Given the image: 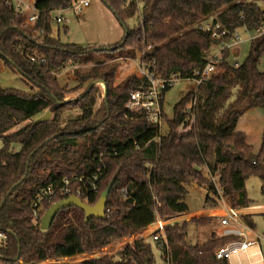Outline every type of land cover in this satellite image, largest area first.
I'll list each match as a JSON object with an SVG mask.
<instances>
[{"label": "trees", "instance_id": "16d2710c", "mask_svg": "<svg viewBox=\"0 0 264 264\" xmlns=\"http://www.w3.org/2000/svg\"><path fill=\"white\" fill-rule=\"evenodd\" d=\"M7 1L0 0V61L39 91L0 87V231L8 237L0 241V264H39L93 254L138 234L158 216L170 219L189 214L188 184L208 186L204 210L219 207L223 199L234 208L250 207L253 201L246 184L253 175L262 180L264 192V141L256 153L245 133L236 129L247 110L264 108V34L251 39L239 66L232 64L231 52L225 51V60L219 64L224 71L181 98L171 118L164 110L168 129L163 133L145 114L127 107L133 91L148 87V78L133 74L115 84L111 74L116 64L80 79L81 83L92 77L105 80L101 110L95 111L96 85L87 86L76 99L63 101L58 73L69 63L106 64L90 55L101 48L63 43L53 36L54 12L69 9L76 0H36L40 18L32 25L25 22V13L16 12L14 3ZM104 2L125 27L122 39L108 50L120 49L125 59L139 57L141 64L147 63L167 79L194 78L193 72L210 61L218 41L199 28L203 21L213 18L231 33L255 31L264 24V7L258 0H144L142 21L134 28L126 20L138 13L135 2ZM170 88L164 90V97ZM164 103L165 98L163 108ZM67 109H79L80 114L63 126ZM47 111L53 117L36 122ZM17 144L20 149L15 151ZM94 173H99L97 191L89 184ZM216 176L222 195L213 179ZM65 178L71 179V192L45 203L43 214L78 191L82 200L94 205L115 178L106 218L86 222L85 212L73 206L60 210L50 229H42L41 221L34 220L35 199L44 187H62ZM250 217L243 215L253 227ZM210 221L211 217L199 216L166 226L172 261L228 264L218 261L215 252L229 238L213 234L203 244L187 240L190 224ZM83 264H156L154 245L148 239H136L118 255L95 257Z\"/></svg>", "mask_w": 264, "mask_h": 264}, {"label": "rangeland", "instance_id": "374dc122", "mask_svg": "<svg viewBox=\"0 0 264 264\" xmlns=\"http://www.w3.org/2000/svg\"><path fill=\"white\" fill-rule=\"evenodd\" d=\"M16 3L22 2L25 10H31L34 7L36 0H14ZM129 2V0H127ZM264 5V0H258ZM57 15V14H55ZM64 15L69 21L67 23H57L53 21V36L60 39L63 43L76 44L84 48L99 49L102 50L90 53L91 56H95L100 61H106V64H97L95 62L89 63H69L67 67L58 73V80L61 86L64 88V102L76 99L82 94L87 86L96 82V86L99 89L97 96V104L95 111H99L102 108L103 100L106 94V82L104 79L96 80L99 78H90L84 83H81V77L91 74L94 70H107L110 66L117 65L114 73L111 74L115 84H119L126 78L133 74L141 76V61L137 59H125L121 55L120 49H110L115 44L119 43L125 34V27L121 21L114 14L112 9L104 2V0H91V5L84 8L81 11H75L69 8L64 12ZM141 13L138 12L132 18L126 20V24L130 28H134L140 22ZM245 34V38H249L250 34ZM250 40H247L243 44L239 45L236 49L237 58L242 63L249 52ZM216 46L214 51H216ZM232 56V55H231ZM230 60H234L233 57ZM262 69H264L262 61ZM109 75V76H111ZM0 87L11 88L20 91H26L30 93H36L39 89L32 85L22 74L7 67L3 61H0ZM80 88V89H79ZM197 88V82L193 78H180L176 80L173 86L166 92L164 110L169 118L173 116L174 106L181 100L189 91ZM51 112V111H50ZM46 112L39 116H43ZM52 113V112H51ZM80 114L79 109H67L63 113V126L69 119L76 118ZM53 114H51V118ZM50 118V119H51ZM28 122L24 123L27 124ZM167 122L164 118L162 125V132L167 130ZM17 130V128L15 129ZM3 146V139L0 138V148ZM20 149V144H17L14 148L15 151ZM207 174L208 171L204 169ZM247 194L252 199V206H260L264 208V192L262 191V180L257 175L251 176L247 180L246 184ZM188 195L186 203L188 204L190 211L189 214L170 218V224L176 221L190 220L193 217L208 216L211 217V221L207 224H190L187 240L191 244H203L208 241L213 234L217 235V226L219 224L218 217L223 214L225 209L223 207V201L217 208L206 209L205 202L208 194L207 185H199L198 183L188 184ZM203 210V211H202ZM250 223L254 228V233L260 237V247H255L252 250L251 261H260L264 259V210L254 213L250 217ZM139 234V233H138ZM135 234L131 238H123L119 242L112 243L111 245L103 248L99 252L93 254H85L74 257L70 260H47L40 262L39 264H64V263H76L83 264L92 258L104 256V255H118L125 249L127 243H132L133 239L138 236ZM147 234V232H146ZM152 242L151 238H146ZM154 257L156 263L161 262V253L155 247L154 242ZM253 258V259H252ZM237 258L233 256L232 262H236ZM246 261V257H244ZM258 264H264L259 262Z\"/></svg>", "mask_w": 264, "mask_h": 264}, {"label": "built area", "instance_id": "2783aa9c", "mask_svg": "<svg viewBox=\"0 0 264 264\" xmlns=\"http://www.w3.org/2000/svg\"><path fill=\"white\" fill-rule=\"evenodd\" d=\"M7 2L14 3L16 12L25 13V22L27 24L32 25L39 20L40 13L35 8V6L31 8V10L27 11L24 9L22 2L16 3L14 0H8ZM130 2H135L137 4L138 12L141 13V22L143 18L142 10L144 6V0H129V2L127 1V5ZM90 5L91 0H76L70 8L74 9L75 11H81ZM66 10L55 11L54 21L60 24L67 23L69 19H67L64 15V12H66ZM199 28L203 31L209 32L212 38L218 41V44L216 45V51H214L211 55L210 61L207 63V65H205L203 68H197L193 72V79L197 82V87L206 80L210 79L213 75L224 71L223 69L219 68V64L223 63L225 60V51L229 50L231 52V57L234 58L232 64L234 66H239L240 61L236 57L237 47L247 40L251 41V39L255 36L264 34V24L255 31L239 29L231 33L229 29L223 27L220 22L215 21L213 18L203 21L199 25ZM242 31H244L246 34H250L249 38H245V34L242 33ZM41 33H43V30H41ZM262 61L264 66V59ZM140 71L141 76H145L148 78L149 85L145 89L133 91L130 94V99L127 103V107L131 111H137L145 114L148 122L162 128L164 122V108L162 104V100L163 98H165L164 90L167 88V86L172 87L176 80H178V78L176 75L168 79L158 76L147 63L142 64ZM136 147L140 148V145L136 143ZM98 175L99 173H94L89 179L90 187L95 191H97L98 189L96 183ZM75 179H78L80 181L84 180L83 177H75ZM213 179L218 186L220 195H222V190L219 188V185L217 183L219 179L218 176ZM70 183L71 179L65 178L62 187L55 188L54 186L49 185L47 187H44L40 191L33 205V215L35 222H37L38 220L41 221V218L44 215L43 213L45 210V203L54 201L59 194H67L71 192V188L69 187ZM80 193L81 192L78 191L75 195H79ZM122 195L127 196V191L123 190ZM84 201L87 202V200ZM223 207L225 211L218 217L219 224L217 226V235L219 237H227L230 239V241L216 250V259L218 261H226L228 262V264H258L260 261L263 262V257L260 261L250 260V257L253 254V248L260 247V237L254 233V228L251 227L246 221H244L241 210L231 207L224 199ZM110 212V208L106 207L105 214L107 215ZM168 224H170L169 219H162L160 216H158L157 220L152 225L139 232L138 236L133 239L134 241L140 238H151L152 242H154L155 246L157 247V250H159V252L161 253V262L156 264H178L172 261L170 256L169 242L165 231V228ZM7 238V234L4 231H0V241H6ZM128 244L130 243H127L126 246ZM233 256L237 258L236 262H232ZM244 257H246V261H244ZM76 263L72 262L68 264Z\"/></svg>", "mask_w": 264, "mask_h": 264}, {"label": "water", "instance_id": "95a60500", "mask_svg": "<svg viewBox=\"0 0 264 264\" xmlns=\"http://www.w3.org/2000/svg\"><path fill=\"white\" fill-rule=\"evenodd\" d=\"M103 82V80H100ZM97 81L92 83L90 87L96 84ZM107 90V86L106 89ZM51 112L47 111L43 116L39 117L36 122L48 121L51 118ZM115 182V178L109 184V186L105 189V191L101 194L99 200L96 204L92 205L88 202L82 200L78 195H71L67 198L61 199L51 205V207L46 210L45 214L41 218V228L44 230H48L51 228L57 214L60 210L68 208V207H78L85 212L86 222H88L92 217L97 219L106 218L105 210L108 203V198L111 192V188Z\"/></svg>", "mask_w": 264, "mask_h": 264}, {"label": "crops", "instance_id": "0c3cea01", "mask_svg": "<svg viewBox=\"0 0 264 264\" xmlns=\"http://www.w3.org/2000/svg\"><path fill=\"white\" fill-rule=\"evenodd\" d=\"M237 131L243 132L246 135V140L254 147L256 153L259 152L264 141V108L255 107L247 110L238 120ZM242 215H252L264 208L260 206H252L248 208H241ZM203 211V210H202ZM73 258H66L63 260H70Z\"/></svg>", "mask_w": 264, "mask_h": 264}, {"label": "bare ground", "instance_id": "6f19581e", "mask_svg": "<svg viewBox=\"0 0 264 264\" xmlns=\"http://www.w3.org/2000/svg\"><path fill=\"white\" fill-rule=\"evenodd\" d=\"M253 259V258H252Z\"/></svg>", "mask_w": 264, "mask_h": 264}]
</instances>
